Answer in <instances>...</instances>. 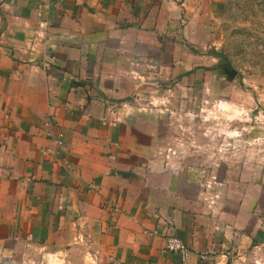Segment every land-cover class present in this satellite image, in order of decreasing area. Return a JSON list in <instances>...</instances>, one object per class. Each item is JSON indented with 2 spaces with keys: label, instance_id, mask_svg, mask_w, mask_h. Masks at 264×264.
<instances>
[{
  "label": "crops",
  "instance_id": "0c3cea01",
  "mask_svg": "<svg viewBox=\"0 0 264 264\" xmlns=\"http://www.w3.org/2000/svg\"><path fill=\"white\" fill-rule=\"evenodd\" d=\"M182 17L177 0H0V253L230 264L233 240L249 238L242 207L206 199L182 136L195 105L171 97L193 95L209 67L183 43Z\"/></svg>",
  "mask_w": 264,
  "mask_h": 264
},
{
  "label": "rangeland",
  "instance_id": "374dc122",
  "mask_svg": "<svg viewBox=\"0 0 264 264\" xmlns=\"http://www.w3.org/2000/svg\"><path fill=\"white\" fill-rule=\"evenodd\" d=\"M177 1L183 8V43L200 56L199 63L209 65L199 68L193 95L171 96L181 111L195 105L182 115L188 125L182 136H190L185 137L188 149L199 151L194 161L204 169L205 184L213 180L212 188L203 186L210 204L217 207L233 197L242 207L237 214L246 221L242 234L249 238L233 240L229 263L264 264V0ZM225 66L236 70L233 77ZM174 80L172 88L179 79ZM207 86L213 87L210 93ZM254 232L257 245L250 240ZM0 264L116 263L91 255L84 246L71 251L39 246L19 255L0 253Z\"/></svg>",
  "mask_w": 264,
  "mask_h": 264
},
{
  "label": "built area",
  "instance_id": "2783aa9c",
  "mask_svg": "<svg viewBox=\"0 0 264 264\" xmlns=\"http://www.w3.org/2000/svg\"><path fill=\"white\" fill-rule=\"evenodd\" d=\"M56 143L58 145H62L63 141L58 139L56 140ZM173 153H176V151H173ZM213 180L209 179L206 181V188L210 189L213 186ZM145 233H147L148 235H157L158 231L155 230H146ZM165 247L167 250L169 251H173V252H177L180 254L181 259L183 261H186L187 259H189L190 255H191V250L189 249V247L178 237L176 236H168L166 237V241H165Z\"/></svg>",
  "mask_w": 264,
  "mask_h": 264
},
{
  "label": "water",
  "instance_id": "95a60500",
  "mask_svg": "<svg viewBox=\"0 0 264 264\" xmlns=\"http://www.w3.org/2000/svg\"><path fill=\"white\" fill-rule=\"evenodd\" d=\"M224 71H225L226 74L229 75L230 78L233 77V75H235V73H236V70L231 69V68L228 67V66H225V67H224Z\"/></svg>",
  "mask_w": 264,
  "mask_h": 264
},
{
  "label": "trees",
  "instance_id": "16d2710c",
  "mask_svg": "<svg viewBox=\"0 0 264 264\" xmlns=\"http://www.w3.org/2000/svg\"><path fill=\"white\" fill-rule=\"evenodd\" d=\"M261 235L263 234V232L260 233ZM253 244L254 245H257L258 244V241L256 239H253Z\"/></svg>",
  "mask_w": 264,
  "mask_h": 264
}]
</instances>
